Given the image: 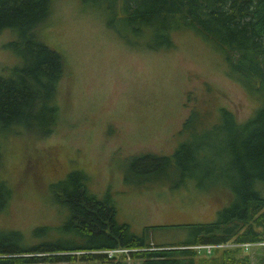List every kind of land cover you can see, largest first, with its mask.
<instances>
[{
    "label": "rangeland",
    "instance_id": "obj_1",
    "mask_svg": "<svg viewBox=\"0 0 264 264\" xmlns=\"http://www.w3.org/2000/svg\"><path fill=\"white\" fill-rule=\"evenodd\" d=\"M50 13L38 32L64 64L55 98L58 120L41 140L8 132L0 141V179L11 190L0 229L21 233L27 247L92 244L72 234L69 210L56 199L60 181L64 189L75 171L85 177L89 194L113 203L118 225L128 224L154 245L186 243L192 226L210 223L231 199L225 188L208 183L222 178L216 170L226 157L214 156L223 150L225 135L211 132L205 157L203 130L220 122L221 110L246 122L260 104L257 96H264L229 76L220 52L193 30L171 31L172 46L165 47L144 28L131 34L134 45L108 26L125 31L114 0H50ZM15 37L14 30L0 32V75L21 66L8 48ZM193 112L200 117L194 129L181 133ZM186 141L198 148L193 178L170 172L155 180H142L143 174L130 179L133 156H171ZM263 251L249 255L251 264H264ZM75 254L72 263L61 264H105ZM117 261L142 264L127 256Z\"/></svg>",
    "mask_w": 264,
    "mask_h": 264
},
{
    "label": "trees",
    "instance_id": "obj_2",
    "mask_svg": "<svg viewBox=\"0 0 264 264\" xmlns=\"http://www.w3.org/2000/svg\"><path fill=\"white\" fill-rule=\"evenodd\" d=\"M114 2L122 11L120 19L126 23L125 31H118L112 23L108 26L127 43L135 45L131 34L139 35L148 28L167 47L172 46L171 31L193 30L220 52L229 76L264 96V0ZM50 14V0H0V32L6 28L15 31L16 37L8 48L21 58V66L0 75V141L8 132L14 135L25 132L30 139L38 141L51 135L57 123L59 110L55 98L64 64L58 51L47 46L38 32L39 25L45 24ZM257 99L260 104L246 122L238 123L221 110L220 122L203 130L205 157L208 151L205 143L211 132L225 135L223 150L214 156L226 157L216 170L222 173V178L208 183L211 187L225 188L231 199L220 207L210 223L192 226L191 238L186 243L154 245L146 235L131 233L128 224L118 225L113 203L89 194L84 188L85 177L74 171L69 185L64 183V189L60 181L61 193L56 199L69 210L66 224L72 234L90 239L92 244L73 248L40 244L27 247L21 233L0 229V264L72 263L77 252L84 262L119 264L117 260L124 259V255L109 259L100 253L113 248L129 249V260H140L142 264H251L249 255L237 246L214 249L210 256H199L190 246L264 239V99L261 101L259 95ZM198 118V112L191 113L181 133L192 131ZM191 145L186 141L171 156L151 153L133 156L127 168L130 179L141 178L138 174H143L147 176L142 180L149 177L155 180L166 178L170 172L178 174L180 179L193 178L192 170L199 167L194 159L198 148ZM1 155L0 142V158ZM10 194L9 186L0 179V214Z\"/></svg>",
    "mask_w": 264,
    "mask_h": 264
},
{
    "label": "built area",
    "instance_id": "obj_3",
    "mask_svg": "<svg viewBox=\"0 0 264 264\" xmlns=\"http://www.w3.org/2000/svg\"><path fill=\"white\" fill-rule=\"evenodd\" d=\"M226 246H237L242 248V251L247 254V255H251L252 253H255L254 251L256 250H264V239L260 240V241H253L252 243L250 242H241L239 244H235L232 242H226V243H213V244H205V243H201L199 245H195V246H190V248H192V250H195V252L201 256V255H206V256H210L212 255L214 249H221V248H225ZM100 253H103L104 255H106L109 259H112V257H119V256H128V254L130 253L129 249H116L113 248L112 250H108V251H100Z\"/></svg>",
    "mask_w": 264,
    "mask_h": 264
},
{
    "label": "flooded vegetation",
    "instance_id": "obj_4",
    "mask_svg": "<svg viewBox=\"0 0 264 264\" xmlns=\"http://www.w3.org/2000/svg\"><path fill=\"white\" fill-rule=\"evenodd\" d=\"M86 190H87V188L86 187H84ZM89 191V190H88ZM95 197V196H94ZM96 198V197H95ZM97 199V198H96ZM60 203V202H59ZM63 204V203H62Z\"/></svg>",
    "mask_w": 264,
    "mask_h": 264
}]
</instances>
